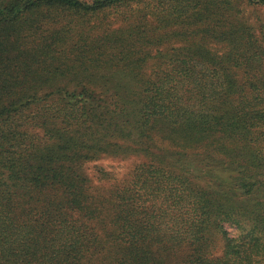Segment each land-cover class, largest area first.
Wrapping results in <instances>:
<instances>
[{
	"label": "trees",
	"instance_id": "16d2710c",
	"mask_svg": "<svg viewBox=\"0 0 264 264\" xmlns=\"http://www.w3.org/2000/svg\"><path fill=\"white\" fill-rule=\"evenodd\" d=\"M243 6L0 0V264H264Z\"/></svg>",
	"mask_w": 264,
	"mask_h": 264
},
{
	"label": "rangeland",
	"instance_id": "374dc122",
	"mask_svg": "<svg viewBox=\"0 0 264 264\" xmlns=\"http://www.w3.org/2000/svg\"><path fill=\"white\" fill-rule=\"evenodd\" d=\"M246 8V12L251 16V20L256 17V16H260V18L263 20L264 22V7H251V6H243ZM107 164H111L110 162H106ZM124 163V162H123ZM179 257L182 255V251L179 252ZM178 258V256H177ZM173 263V261H172Z\"/></svg>",
	"mask_w": 264,
	"mask_h": 264
}]
</instances>
